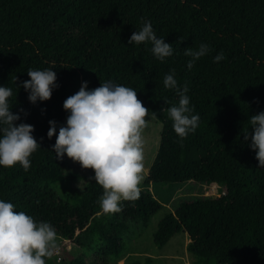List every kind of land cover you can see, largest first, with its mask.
<instances>
[{"label": "trees", "instance_id": "1", "mask_svg": "<svg viewBox=\"0 0 264 264\" xmlns=\"http://www.w3.org/2000/svg\"><path fill=\"white\" fill-rule=\"evenodd\" d=\"M145 21L172 43L173 56L161 62L151 44H127ZM202 43L210 52L189 70L184 49ZM220 52L225 59L216 63ZM45 68H54L59 87L49 100L32 105L15 83L29 79L27 70ZM172 69L178 83L187 84L190 106L200 117L182 143L165 111L178 101L163 87ZM84 74L92 76L91 89L107 80L134 88L162 125L145 189L139 186L138 199L122 201L119 213L102 212L103 189L94 180L82 194L67 191L65 199L53 189L79 176L67 175L68 158L56 160L50 151L55 136L47 138L48 121L64 124L63 102L79 90ZM0 86L12 88L11 111L27 113L17 123L33 125L41 147L30 156L28 171L19 164L0 167V199L49 222L57 238L87 253L61 264L120 260L132 227L147 229L162 208L148 189L189 183L225 191L182 202L158 223L155 247L183 233L193 264H264V167L241 134L248 118L264 111V0H0Z\"/></svg>", "mask_w": 264, "mask_h": 264}, {"label": "clouds", "instance_id": "2", "mask_svg": "<svg viewBox=\"0 0 264 264\" xmlns=\"http://www.w3.org/2000/svg\"><path fill=\"white\" fill-rule=\"evenodd\" d=\"M133 43L151 44V53L161 62L174 53L172 43L157 37L151 21H145L131 34L127 44ZM209 52L206 43L185 48L184 55L191 57L187 68L191 70L195 62ZM224 59L223 52L213 58L216 63ZM53 69L27 70L28 80L20 84L14 81L17 91L22 87L32 105L49 100L59 87ZM163 87L173 90L178 97V101L165 111L182 143L196 131L200 117L194 114L187 94L188 86L178 83L175 69L164 75ZM12 96V88L0 86V167L11 168L19 164L28 171L30 156L41 147L33 136L34 126L17 123L21 121V114L26 116L27 113L23 109L16 113L11 111ZM62 107L68 113L64 124L58 126L56 121H48L47 138L55 136L50 151L56 160L66 156L79 163L82 169H92L91 179L103 189L98 201L102 212H121L122 201L139 198V184L144 178L143 132L149 122L157 118V113L137 99L134 88L111 80L100 82L94 89H89L88 82L82 81L79 90L67 97ZM241 134L243 141L255 152L259 167H264V111L251 115L248 127ZM56 239V229L49 222H38L23 211H16L11 202L0 199V264H46L45 258L51 257L57 246Z\"/></svg>", "mask_w": 264, "mask_h": 264}, {"label": "rangeland", "instance_id": "3", "mask_svg": "<svg viewBox=\"0 0 264 264\" xmlns=\"http://www.w3.org/2000/svg\"><path fill=\"white\" fill-rule=\"evenodd\" d=\"M82 81L88 82V88L92 86L91 74H84L79 77V88ZM147 120L148 117L146 116ZM162 125L155 120H151L143 132L144 136V172L143 180L139 184L142 187L147 177L148 170L153 163L160 141ZM67 175L76 174L79 178L72 182L58 183L53 186L57 195L65 199L67 191H75L78 194L84 192L85 186L92 180V169H82L79 163L67 159L65 165ZM145 188H141L143 190ZM151 195L162 205L161 210L156 213L149 223L147 229L141 225L132 227L130 235L125 239V253L118 261H112L111 264H137L144 263L147 257L152 258L151 264H193L194 259L187 252L189 239L185 234H178L173 237L162 249H157L153 243V234L156 232L158 223L168 214H173L179 205L186 201H193L196 197H219L225 191L224 188L215 184L197 185L189 183L186 185L168 184L154 185L149 189ZM56 248L51 257L45 258L46 264H61L64 260L68 261L79 255H87L85 251L77 252L71 249L67 242L59 238L56 239Z\"/></svg>", "mask_w": 264, "mask_h": 264}, {"label": "crops", "instance_id": "4", "mask_svg": "<svg viewBox=\"0 0 264 264\" xmlns=\"http://www.w3.org/2000/svg\"><path fill=\"white\" fill-rule=\"evenodd\" d=\"M214 185V184H213ZM216 185V184H215ZM217 186V185H216ZM219 187V186H218Z\"/></svg>", "mask_w": 264, "mask_h": 264}]
</instances>
